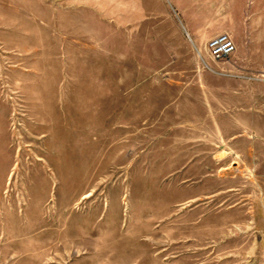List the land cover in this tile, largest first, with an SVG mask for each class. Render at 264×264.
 <instances>
[{"label":"rangeland","instance_id":"1","mask_svg":"<svg viewBox=\"0 0 264 264\" xmlns=\"http://www.w3.org/2000/svg\"><path fill=\"white\" fill-rule=\"evenodd\" d=\"M222 32L264 49V0H0V264H264Z\"/></svg>","mask_w":264,"mask_h":264},{"label":"crops","instance_id":"2","mask_svg":"<svg viewBox=\"0 0 264 264\" xmlns=\"http://www.w3.org/2000/svg\"><path fill=\"white\" fill-rule=\"evenodd\" d=\"M230 33L232 41L235 42V51L229 61L225 62L226 68L231 72H238L239 76H226L232 85H235L232 87L234 90L227 93V98H224L227 108L231 110L229 114L237 117L264 116V49H256L251 44H243L236 38V33ZM246 84L250 86H244ZM1 119L3 124L1 125L2 133H0L2 146L0 147V164L3 167L0 177L3 178L9 158L7 151H2L6 144V132L4 118Z\"/></svg>","mask_w":264,"mask_h":264},{"label":"built area","instance_id":"3","mask_svg":"<svg viewBox=\"0 0 264 264\" xmlns=\"http://www.w3.org/2000/svg\"><path fill=\"white\" fill-rule=\"evenodd\" d=\"M234 44L229 33L222 32L208 39L206 50L209 57L213 60L226 62L229 61L235 51ZM225 75L239 76V74H232L229 72H226Z\"/></svg>","mask_w":264,"mask_h":264}]
</instances>
